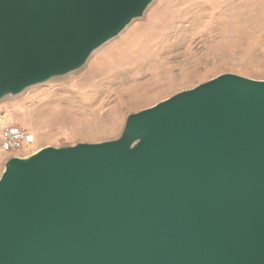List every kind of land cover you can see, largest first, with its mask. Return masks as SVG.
Here are the masks:
<instances>
[{
    "label": "water",
    "instance_id": "1",
    "mask_svg": "<svg viewBox=\"0 0 264 264\" xmlns=\"http://www.w3.org/2000/svg\"><path fill=\"white\" fill-rule=\"evenodd\" d=\"M155 0H0V102L84 68ZM120 138L6 160L0 264H264V81L224 74Z\"/></svg>",
    "mask_w": 264,
    "mask_h": 264
},
{
    "label": "rangeland",
    "instance_id": "2",
    "mask_svg": "<svg viewBox=\"0 0 264 264\" xmlns=\"http://www.w3.org/2000/svg\"><path fill=\"white\" fill-rule=\"evenodd\" d=\"M224 74L264 81V0H155L78 72L1 101L0 119L32 153L115 141L130 115Z\"/></svg>",
    "mask_w": 264,
    "mask_h": 264
},
{
    "label": "built area",
    "instance_id": "3",
    "mask_svg": "<svg viewBox=\"0 0 264 264\" xmlns=\"http://www.w3.org/2000/svg\"><path fill=\"white\" fill-rule=\"evenodd\" d=\"M2 134V148L13 156L18 155L33 142V136L30 133L17 127L8 128Z\"/></svg>",
    "mask_w": 264,
    "mask_h": 264
},
{
    "label": "crops",
    "instance_id": "4",
    "mask_svg": "<svg viewBox=\"0 0 264 264\" xmlns=\"http://www.w3.org/2000/svg\"><path fill=\"white\" fill-rule=\"evenodd\" d=\"M10 128V127H9ZM8 129V124L5 123L3 121V119H0V176L2 174V172L4 171L5 168V162L8 158H10L11 156H13L12 154L6 152L3 148H2V141H3V132L4 130ZM34 153V152H33ZM20 156L24 155V156H28L29 154H32V152L30 151V149L28 150V148L23 149L20 153ZM18 154V155H19Z\"/></svg>",
    "mask_w": 264,
    "mask_h": 264
}]
</instances>
